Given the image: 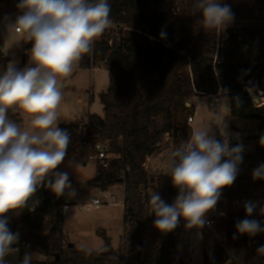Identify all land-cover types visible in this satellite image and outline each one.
I'll list each match as a JSON object with an SVG mask.
<instances>
[{"label":"trees","instance_id":"1","mask_svg":"<svg viewBox=\"0 0 264 264\" xmlns=\"http://www.w3.org/2000/svg\"><path fill=\"white\" fill-rule=\"evenodd\" d=\"M192 2L109 0L110 27L78 61L82 70L102 67L108 73V89L99 95L104 116H92L83 126L59 127L70 134L67 151L80 157L88 156L97 143L108 144L112 156L108 167L98 165L97 176L88 185L103 191L123 186L121 247L113 250L103 232L104 247L98 253L74 245L70 248L65 233V194L57 196L42 184L27 206L6 214L8 226L19 233V240L34 242L46 258L31 264H183L176 253L179 228L158 229L144 196V190H151L172 204L178 189L170 174L151 177L145 164L166 135L171 137L173 150L188 139L195 97L217 94L230 99L232 118L258 122L252 137L258 142L253 153H243L234 183L221 190L225 217L219 219L215 230L226 236L228 246L253 251L264 264V255L257 252L264 246V232L249 236L235 228L245 218L256 219L264 227V215L260 214L264 180L252 176L253 170L264 164V145L260 144L264 136V0H221L234 13L231 23L252 24L234 29L226 37L219 32V39L217 31L199 26L200 14L192 15ZM31 47L29 42L26 50ZM8 64L0 50V73ZM25 64L26 55L16 67L22 70ZM8 116L21 125L19 111L10 110ZM216 138L222 140L220 134ZM242 201L256 203L252 216L246 217L244 207L232 210ZM147 244L151 247L145 251ZM203 257L204 264L226 263L222 245L211 257L204 249Z\"/></svg>","mask_w":264,"mask_h":264},{"label":"clouds","instance_id":"2","mask_svg":"<svg viewBox=\"0 0 264 264\" xmlns=\"http://www.w3.org/2000/svg\"><path fill=\"white\" fill-rule=\"evenodd\" d=\"M16 7L20 14L8 26L9 32L23 34L32 47L28 66L20 70L10 62L0 73V264L18 251L12 246L19 233L10 230L7 213L27 206L42 184L57 196L66 190L70 197L75 195L68 172L56 171L71 142L69 132L58 127L62 78L71 74L74 64L91 52L95 40L111 25L109 0H19ZM198 13L199 26L210 32L222 31L234 19L230 5L221 0H193L192 15ZM10 110L25 114L27 126L10 119ZM221 128L222 140L210 126L193 128L172 151L170 176L179 194L172 204L156 192L147 201L158 229L170 231L180 218L188 227H202L221 190L234 183L244 147L230 146L223 120ZM260 144L264 145V136ZM69 166L81 165L69 161ZM252 176L264 180V164ZM256 207L255 202H245L246 217ZM260 214L264 215V207ZM235 228L249 236L264 232L256 219L240 220ZM257 252L264 255V246ZM31 262V254L26 253L21 264Z\"/></svg>","mask_w":264,"mask_h":264},{"label":"rangeland","instance_id":"3","mask_svg":"<svg viewBox=\"0 0 264 264\" xmlns=\"http://www.w3.org/2000/svg\"><path fill=\"white\" fill-rule=\"evenodd\" d=\"M19 0H0V50L9 59L15 62V66L21 65L24 55H26V66L29 65V50L26 47L29 42L25 41L23 34L9 32V25L14 23L17 15L20 14L16 5ZM252 23H230L222 31H218L220 35L226 37L234 29L241 28ZM99 40L96 39L95 41ZM63 87L62 100L57 109L60 125H81L87 124L90 117H103V106L100 102L99 95L105 92L109 86V76L104 68H96L93 70H82L79 68L78 62L73 66V70L68 77L62 78ZM195 105L197 110V119L195 128L210 126L213 132L221 134V122L226 125L225 131L228 134L230 142H239L243 145V153H253L256 150L258 141L253 140L258 130V122L256 120L234 119L230 116V99L221 97L220 102L216 105L212 97L199 95L195 97ZM195 110V106H194ZM21 126H27L28 117L19 112ZM194 117V116H193ZM194 121V120H193ZM244 125V126H243ZM238 144V143H237ZM173 151L172 140L166 135L159 144L155 160L153 162V171L147 172L151 177H157L161 173L170 174L171 153ZM150 158V157H149ZM69 161L81 165L77 169L69 166ZM147 163V162H146ZM60 172H68L69 178L72 180L71 186L75 189V195L69 196L68 190L65 192V202L71 205L88 204L93 198H99L103 203H108L103 196L88 185L89 181L97 176L98 164L94 162H86L83 157L73 150L67 151L64 162L56 169ZM110 196L113 195L115 200L112 205L103 208H95L91 214L79 213L75 209L64 212L65 215V233L69 244L75 246L78 250L98 253L104 247L103 237L100 233L111 240V247L118 251L121 247L123 237V208L120 204L123 199V186L112 187ZM151 190H144L145 199H149ZM247 201L237 202L232 206L233 211H239L244 207ZM225 204L220 205L218 200L214 209L206 215L207 219H216L217 223L220 218L225 217ZM222 214V215H221ZM216 223V225H217ZM216 233H219L215 230ZM203 250L206 249L209 257L222 245L226 258L225 264H260L257 255L253 251L247 249H233L226 244L227 238L224 234L219 233V238L214 239L211 231L206 232ZM213 242V243H211ZM31 247L25 249H17L11 255L5 258L6 264H20L26 253L31 254L32 262H43L45 256L37 251L34 242H30ZM212 244L211 247L209 245ZM151 245L147 244L145 251L149 250ZM187 264V263H186Z\"/></svg>","mask_w":264,"mask_h":264},{"label":"crops","instance_id":"4","mask_svg":"<svg viewBox=\"0 0 264 264\" xmlns=\"http://www.w3.org/2000/svg\"><path fill=\"white\" fill-rule=\"evenodd\" d=\"M19 34V33H17ZM192 105L195 106L194 112V121L190 124L191 128H195L196 119L198 117L196 105H195V98L191 101ZM244 126V125H243ZM240 144L239 142H237ZM257 146V144H256ZM157 152V151H156ZM158 156L154 153L150 158H148L147 163L145 164V170L147 172H154L153 171V162L155 157ZM165 174V173H161ZM122 187V186H121ZM111 190V189H110ZM110 190H107L108 192ZM110 193V192H109ZM124 189H123V199L121 200L120 204L123 208V215H124ZM66 203V202H65ZM69 204V203H66ZM108 206V205H106ZM110 206V205H109ZM206 221V218H205ZM177 227L179 228L176 236V253L183 262V264H204V257H203V245L205 241V234H208V229L203 225L202 227H188L186 221L183 218H180ZM216 241V240H214ZM213 243V242H211ZM146 249V248H145ZM148 251V250H147Z\"/></svg>","mask_w":264,"mask_h":264},{"label":"built area","instance_id":"5","mask_svg":"<svg viewBox=\"0 0 264 264\" xmlns=\"http://www.w3.org/2000/svg\"><path fill=\"white\" fill-rule=\"evenodd\" d=\"M209 97H212L213 102L216 105H218V103L220 102L221 95L217 94V95L209 96ZM193 120H194L193 116L190 117L188 119V124L189 125L192 124ZM108 149H109V146L107 143H97L93 147L92 152L88 156L83 157V159L86 162H94L98 165H101L105 169L108 167V162L112 158V156L109 155V153H108ZM98 193H100L103 196V199L107 200L108 203H106V202L103 203L99 198H93L91 200V202L88 204H82V205L81 204H75V205L66 204L64 206V212H67L73 208L79 213L91 214L95 208H99V207L103 208L106 205H112L113 204L115 197L113 195L110 196L109 195L110 193L108 191L100 190V191H98ZM216 223H217V220L215 218L214 219H207L204 223V226L208 229V231L213 232V233H211V236L214 240L219 238V233L215 232ZM211 246H212V244L209 245V247H211ZM12 247L15 249L21 250V249H25V248H30L31 244L21 242L20 240H18V243L14 244Z\"/></svg>","mask_w":264,"mask_h":264},{"label":"water","instance_id":"6","mask_svg":"<svg viewBox=\"0 0 264 264\" xmlns=\"http://www.w3.org/2000/svg\"><path fill=\"white\" fill-rule=\"evenodd\" d=\"M69 247H70V248H72V247H73V245H72V244H69ZM57 258H58V256H57Z\"/></svg>","mask_w":264,"mask_h":264}]
</instances>
